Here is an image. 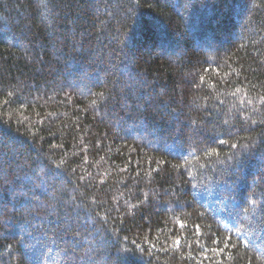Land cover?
Returning <instances> with one entry per match:
<instances>
[{"label":"trees","instance_id":"obj_1","mask_svg":"<svg viewBox=\"0 0 264 264\" xmlns=\"http://www.w3.org/2000/svg\"><path fill=\"white\" fill-rule=\"evenodd\" d=\"M0 264H264V0H0Z\"/></svg>","mask_w":264,"mask_h":264},{"label":"snow or ice","instance_id":"obj_2","mask_svg":"<svg viewBox=\"0 0 264 264\" xmlns=\"http://www.w3.org/2000/svg\"><path fill=\"white\" fill-rule=\"evenodd\" d=\"M221 143H224V141H221ZM233 146H235V145H233ZM210 155H211V153H210ZM181 227H183V225H181ZM197 231H198V229H197ZM214 242L218 243L219 241H214ZM174 243L176 244V246L180 245V241L179 240H176Z\"/></svg>","mask_w":264,"mask_h":264}]
</instances>
